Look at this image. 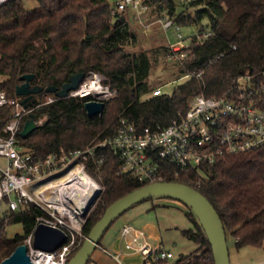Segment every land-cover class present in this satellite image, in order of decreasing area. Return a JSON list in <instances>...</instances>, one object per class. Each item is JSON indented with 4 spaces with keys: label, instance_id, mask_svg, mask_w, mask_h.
Segmentation results:
<instances>
[{
    "label": "trees",
    "instance_id": "obj_1",
    "mask_svg": "<svg viewBox=\"0 0 264 264\" xmlns=\"http://www.w3.org/2000/svg\"><path fill=\"white\" fill-rule=\"evenodd\" d=\"M143 2L159 10L167 9L170 17L183 26L203 25L206 19L205 26H211L213 31L208 36L194 37L185 48L187 54L173 61L178 68L171 71L172 75L179 73L181 77L187 71L200 74L175 83L171 93L147 98L142 97L158 87L150 83L156 59L151 49L138 46V33L125 12L129 9L135 13L130 6L113 12L110 0H37L31 8L25 0L0 4V93L21 96L17 86L24 82L21 76L26 73L35 74L31 85L46 88L61 87L72 74L87 75L90 71L105 75V83L117 90L115 96L105 100L103 113L92 116L85 109L92 95L58 97L45 90L35 93L34 105L43 102L46 95L56 98L35 109L37 119L45 116L36 130L28 136L17 134L25 152L36 159L51 153L69 155L112 137L122 118L138 127L159 129L168 125L178 111H186L191 99L199 94L237 98L253 90L264 109V0H191L180 12L176 0ZM190 6L196 7L194 12L189 10ZM158 24L164 41V28ZM162 47L170 55L168 43ZM244 74L252 77L249 85L239 90L238 78ZM167 75L170 74L165 75V80ZM10 115L9 107L0 106V127L9 121ZM123 163L109 146L99 147L95 156L86 159L87 172L102 187L87 212L83 225L86 235L108 205L149 183L124 171ZM202 169L192 168L174 175V166L167 165L165 180L187 183L203 193L220 214L227 239L234 238L236 250L247 245L263 246L264 146L225 154ZM46 215L33 202L24 209H6V214L0 216V263L19 244L27 243L29 236L33 239L39 217ZM186 215L193 226L182 229V233L197 248L181 254L176 263L215 264L211 243L189 205ZM17 222L22 223L23 232L10 236L7 226ZM87 264L99 263L91 255Z\"/></svg>",
    "mask_w": 264,
    "mask_h": 264
},
{
    "label": "built area",
    "instance_id": "obj_2",
    "mask_svg": "<svg viewBox=\"0 0 264 264\" xmlns=\"http://www.w3.org/2000/svg\"><path fill=\"white\" fill-rule=\"evenodd\" d=\"M5 1L0 0V4ZM128 6L138 16L142 9L148 7L142 0H117L113 12ZM158 21L167 34L173 30L175 39H168L170 56L174 59L185 56V48L191 42H185L187 37L182 33V25L169 16L158 17ZM212 33L211 26H207L189 36V39L191 41L194 37ZM199 74L187 71L181 78L186 80ZM251 77V74H244L238 78L239 90L249 85ZM163 92L166 91L158 86L152 94ZM116 93V89L105 83L102 74L90 71L81 85L69 92V96L92 95L91 99L105 101ZM253 93L251 90L248 95L242 94L237 98L199 94L191 99L186 111H178L168 125L159 129L138 127L122 118L115 134L104 141L74 150L69 156L51 153L45 158L36 159L30 152L24 151L17 134L23 129L30 113L53 101L56 96L46 95L43 102L26 106L22 96H9L1 92L0 106L9 107L11 115L9 121L0 127V157L4 158V163H0V207L5 205V210H18L33 202L47 214L39 217L38 222L44 221L79 233L82 241L87 237L83 225L89 200L85 201L79 178L81 171L89 175L85 161L89 156H95L99 147H111L124 160V171L143 181L165 180L167 165L174 166V175L192 168L203 170L202 166L214 163L225 154L242 153L264 146V109ZM35 122L39 125L43 118H36ZM157 197L179 202L172 197ZM83 201L85 203L81 205ZM77 244V239L69 234L67 242L54 251L36 249L32 242L28 246L36 264H67ZM105 250L117 264H125L122 257L126 252L140 255L142 264H179L171 249L153 246L146 231L131 223L121 229L118 252Z\"/></svg>",
    "mask_w": 264,
    "mask_h": 264
},
{
    "label": "rangeland",
    "instance_id": "obj_3",
    "mask_svg": "<svg viewBox=\"0 0 264 264\" xmlns=\"http://www.w3.org/2000/svg\"><path fill=\"white\" fill-rule=\"evenodd\" d=\"M116 1L117 0H110L112 7H114ZM176 1L178 3L177 12H180L191 0ZM25 3L28 8H31L37 5V0H25ZM147 5L148 7L142 9V13L140 16L135 14L136 11L134 9L132 10H134L135 13L129 9H127L125 12L128 13L127 15L132 21L131 25L138 33V46L146 49H151V54L154 55V58L156 59V62L150 74V83L156 86H161L164 91L171 93L174 84L182 81L183 78L179 77V73H176L175 75L171 74V71H176L178 68L177 64L173 62L176 60L169 54H166L165 49L162 47L163 43H168L169 45V38H171L172 40L175 39L173 30H169L168 34L164 30L167 38H165L164 41L160 38L162 37L163 33L160 30L158 24L161 23L160 21H158V17H170V14L165 8L159 10L155 5H152L150 3H148ZM195 9L196 7H189V10L191 12H194ZM206 23L207 20L204 19L203 25H182V33L185 37H187L185 42L190 43L191 41L189 39V36L198 31L204 30L207 27L205 26ZM167 73L170 74L166 76V80H168V82H166L165 80V75ZM103 76L106 80V76ZM152 92L143 95L142 98L152 96ZM0 163H4V158L0 157ZM91 177L97 183L98 187L102 188L101 184L93 176ZM95 191H97V189ZM90 194L91 192L89 193V195ZM158 201L161 202L159 203ZM186 210L187 205L181 201H167V199L165 198L155 197L152 199L144 200L135 204L120 216H118L105 232L101 243H103L112 253H117L119 250L118 241L120 240L119 236L121 233V229L124 225L131 223L136 227L142 228L146 231L153 246L157 247L161 242L164 244L165 248L171 249L175 254L176 260L178 257H180L181 254H188L197 248V244L182 233V229L190 228L193 226L192 222L186 215ZM5 214L6 210L4 205L0 207V216H3ZM67 218L69 219L68 216ZM149 228L151 229V231L149 230ZM67 231L68 234L74 236L77 239L78 243L81 242V234L72 233V231L70 230ZM7 232L10 236H14L16 233L23 232L22 223L17 222L8 225ZM150 232H152V236L150 235ZM32 240L33 239L31 238V236H29L27 238V244L31 243ZM228 243L231 250L232 264H264V244L260 247H251L247 245L244 249L238 252V250H236L235 248L234 238L232 236L229 237ZM251 248L256 249L255 253L248 254L245 249ZM126 253L127 254L123 255L122 257V260L125 264H142L140 255L128 252ZM98 255L101 258L100 260L102 261L98 262L99 264H117L116 260L110 254L100 252V250L97 248L92 253V257L97 258Z\"/></svg>",
    "mask_w": 264,
    "mask_h": 264
},
{
    "label": "water",
    "instance_id": "obj_4",
    "mask_svg": "<svg viewBox=\"0 0 264 264\" xmlns=\"http://www.w3.org/2000/svg\"><path fill=\"white\" fill-rule=\"evenodd\" d=\"M34 76V73L22 75L21 78L24 79V82L17 86V93L23 96V102L26 106L31 105L35 101V98H33L35 93H40L43 90L54 92L58 97L68 96L69 92L78 88L86 77L84 72H77L72 74L69 80L61 87L49 85L43 88L42 86L31 85V80ZM104 107L105 101L103 100L89 99L85 103V109L90 116L102 114ZM35 119V113H30L21 130V135L28 136L37 129L38 124H36ZM100 192L101 188L93 194L87 205L86 212L93 206ZM151 196L172 197L189 205L197 215L211 243L215 264H232L224 223L216 207L197 188L176 180L149 182L128 192L108 205L67 264H87L90 256L100 244L101 237L111 223L133 205ZM68 238L69 234L64 228L40 221L34 227L32 244L36 249L54 251L67 242ZM0 264H36V262L29 253L28 244L21 243Z\"/></svg>",
    "mask_w": 264,
    "mask_h": 264
},
{
    "label": "bare ground",
    "instance_id": "obj_5",
    "mask_svg": "<svg viewBox=\"0 0 264 264\" xmlns=\"http://www.w3.org/2000/svg\"><path fill=\"white\" fill-rule=\"evenodd\" d=\"M79 181L81 183V191H84L85 201H87V200L90 201V199L93 196V192L95 194L96 193L95 190L99 189L97 183L87 173H85L84 171H81V176L79 178ZM90 192H91V194L89 195ZM79 193L80 192H78V194ZM85 201H83L81 203V205H83L85 203Z\"/></svg>",
    "mask_w": 264,
    "mask_h": 264
},
{
    "label": "crops",
    "instance_id": "obj_6",
    "mask_svg": "<svg viewBox=\"0 0 264 264\" xmlns=\"http://www.w3.org/2000/svg\"><path fill=\"white\" fill-rule=\"evenodd\" d=\"M155 198H158V197H155ZM156 200H158V199H156ZM159 203L161 202V201H158ZM163 202H165V201H163ZM150 226V225H149ZM149 230L151 231V229L149 228ZM150 235L152 236V232H150ZM148 236V235H147ZM148 238H149V236H148ZM119 239H120V236H119ZM119 242V244H118V249L120 248V240L118 241ZM159 246H163V247H165L164 246V244L163 243H161L160 242V245ZM248 246H251L252 247V245H248ZM246 247V246H245ZM245 247H243V248H241L240 250H242V249H244ZM98 249L100 250V252H104V253H107V254H109L105 249H108L103 243L102 244H100L99 245V247H98ZM96 250V249H95ZM94 250V251H95ZM109 250V249H108ZM240 250H238V252H240ZM255 250L256 249H245V251L249 254V253H255ZM110 251V250H109ZM127 254V253H126ZM112 256V255H111ZM101 258L99 257V255H98V257L97 258H94V262H102L101 260H100ZM117 263V262H116Z\"/></svg>",
    "mask_w": 264,
    "mask_h": 264
},
{
    "label": "clouds",
    "instance_id": "obj_7",
    "mask_svg": "<svg viewBox=\"0 0 264 264\" xmlns=\"http://www.w3.org/2000/svg\"><path fill=\"white\" fill-rule=\"evenodd\" d=\"M100 245V244H99Z\"/></svg>",
    "mask_w": 264,
    "mask_h": 264
}]
</instances>
